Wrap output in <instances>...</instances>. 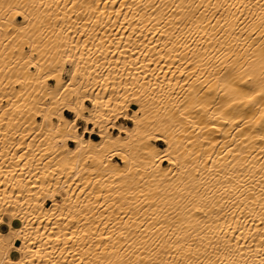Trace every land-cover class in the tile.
I'll return each mask as SVG.
<instances>
[{"label": "bare ground", "instance_id": "bare-ground-1", "mask_svg": "<svg viewBox=\"0 0 264 264\" xmlns=\"http://www.w3.org/2000/svg\"><path fill=\"white\" fill-rule=\"evenodd\" d=\"M262 19L264 0H0V262L264 264V145L175 115L255 63L239 37Z\"/></svg>", "mask_w": 264, "mask_h": 264}, {"label": "snow or ice", "instance_id": "snow-or-ice-1", "mask_svg": "<svg viewBox=\"0 0 264 264\" xmlns=\"http://www.w3.org/2000/svg\"><path fill=\"white\" fill-rule=\"evenodd\" d=\"M242 33L246 35L239 37L245 45L241 52L257 49L259 55L255 63L245 67L240 60L236 63L229 60L213 74V79L217 80L215 88L211 87V81L197 79L193 89L195 96H189L182 101L175 115L178 116L180 123L186 122L189 127L203 126L202 131L207 130L206 120H222L223 126L233 125L232 131L238 132L241 137L248 139L245 135L247 132L252 139L264 145V19L258 28L253 30L244 27ZM216 89H220L221 95H213ZM245 107H248V112L259 109L260 119H256L255 114L249 119L248 113L241 111ZM257 125L258 132L255 131ZM211 128L219 130L215 123ZM233 139L235 140V137ZM260 151L264 152V147H261ZM157 158L169 159L168 153L163 152V146L157 153ZM261 223L264 224V220ZM12 227L15 225H10L7 218L0 219V234L6 233ZM16 259L15 255L9 259L5 252V259L0 264H15ZM19 264H24V261L20 260Z\"/></svg>", "mask_w": 264, "mask_h": 264}, {"label": "rangeland", "instance_id": "rangeland-1", "mask_svg": "<svg viewBox=\"0 0 264 264\" xmlns=\"http://www.w3.org/2000/svg\"><path fill=\"white\" fill-rule=\"evenodd\" d=\"M63 78L65 79V76H63ZM49 84L52 85L53 82H49ZM86 105L89 106L88 103H86ZM63 113H64V115H65L66 117H68V118H71V117H72V116H71L69 113H67V112H63ZM38 121H39V120H38ZM115 122H116V124H117V123H122V124H125V125H128V126L131 125L130 122H127V121L122 120V119H118V120H116ZM78 125H79V127L81 126V128L83 127V123L80 122V121L78 122ZM81 128H79V132H81ZM113 133H115V132H113ZM86 136H89V135H86ZM90 137L93 138V139H96V138H97L95 135H92V136H90ZM155 144H156L157 146H159V147L163 146V144L160 143V142H156ZM69 145L72 146L71 143H69ZM113 159H114L115 161L119 162L116 158H113ZM84 195H85V194H82L81 197H80V199H78V200H79V201H82ZM53 200L56 201L57 203H59L58 198L54 197ZM80 203H81V202H80ZM12 250H14V249L12 248Z\"/></svg>", "mask_w": 264, "mask_h": 264}, {"label": "crops", "instance_id": "crops-1", "mask_svg": "<svg viewBox=\"0 0 264 264\" xmlns=\"http://www.w3.org/2000/svg\"><path fill=\"white\" fill-rule=\"evenodd\" d=\"M80 128H81V126H80Z\"/></svg>", "mask_w": 264, "mask_h": 264}]
</instances>
